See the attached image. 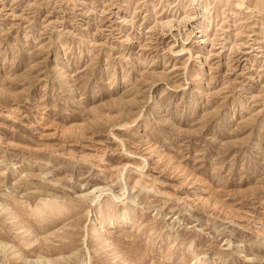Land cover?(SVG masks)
<instances>
[{"label": "rangeland", "instance_id": "1", "mask_svg": "<svg viewBox=\"0 0 264 264\" xmlns=\"http://www.w3.org/2000/svg\"><path fill=\"white\" fill-rule=\"evenodd\" d=\"M244 1L0 0V264H264Z\"/></svg>", "mask_w": 264, "mask_h": 264}, {"label": "bare ground", "instance_id": "2", "mask_svg": "<svg viewBox=\"0 0 264 264\" xmlns=\"http://www.w3.org/2000/svg\"><path fill=\"white\" fill-rule=\"evenodd\" d=\"M190 2V6L194 7L195 15L200 16L199 25H202L203 21H210V16L214 19V14L216 11L218 13L221 12H229L232 16L235 15H250L255 14L256 11L248 6V4L244 0H187ZM233 7L231 9L230 7ZM233 11V12H230ZM261 15L260 10L258 11ZM257 15V16H259ZM260 17V16H259ZM200 29V27H198Z\"/></svg>", "mask_w": 264, "mask_h": 264}]
</instances>
